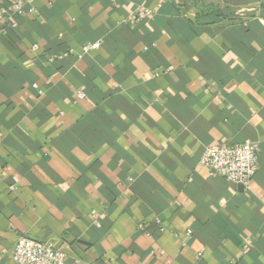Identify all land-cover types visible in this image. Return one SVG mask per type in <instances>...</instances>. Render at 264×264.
I'll list each match as a JSON object with an SVG mask.
<instances>
[{
    "label": "crops",
    "instance_id": "0c3cea01",
    "mask_svg": "<svg viewBox=\"0 0 264 264\" xmlns=\"http://www.w3.org/2000/svg\"><path fill=\"white\" fill-rule=\"evenodd\" d=\"M32 7L0 36V264L19 236L65 264H264V0ZM243 141L248 190L198 164Z\"/></svg>",
    "mask_w": 264,
    "mask_h": 264
},
{
    "label": "built area",
    "instance_id": "2783aa9c",
    "mask_svg": "<svg viewBox=\"0 0 264 264\" xmlns=\"http://www.w3.org/2000/svg\"><path fill=\"white\" fill-rule=\"evenodd\" d=\"M33 0H15L8 5L0 8V36L7 33L8 30H15L18 26L16 18L21 17L24 13H33ZM150 12L140 8L132 12L127 22L134 24L149 18ZM37 46H33L36 49ZM99 44H87L82 47V52L87 53L95 50ZM56 58H49L52 62ZM35 87V86H34ZM79 98L83 97L78 92ZM259 155V146L257 143L243 141L236 145L219 144L207 147L199 159L198 164L212 171L213 174L225 179L226 181L241 186L244 190H248L253 181L256 171ZM163 232L164 228L160 227ZM179 237L180 246L187 248L188 243L192 240L193 234L191 230H187ZM66 256L51 244L36 241L26 236H19L15 242L12 261L14 264H65Z\"/></svg>",
    "mask_w": 264,
    "mask_h": 264
},
{
    "label": "rangeland",
    "instance_id": "374dc122",
    "mask_svg": "<svg viewBox=\"0 0 264 264\" xmlns=\"http://www.w3.org/2000/svg\"><path fill=\"white\" fill-rule=\"evenodd\" d=\"M191 1H194V2H199L200 0H191ZM213 0H211V2H212ZM207 2V1H206Z\"/></svg>",
    "mask_w": 264,
    "mask_h": 264
}]
</instances>
